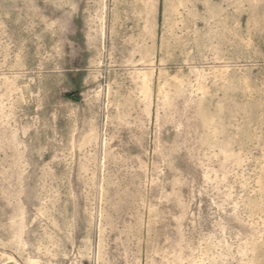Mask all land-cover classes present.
Returning <instances> with one entry per match:
<instances>
[{
  "label": "rangeland",
  "instance_id": "rangeland-1",
  "mask_svg": "<svg viewBox=\"0 0 264 264\" xmlns=\"http://www.w3.org/2000/svg\"><path fill=\"white\" fill-rule=\"evenodd\" d=\"M0 264H264V0H0Z\"/></svg>",
  "mask_w": 264,
  "mask_h": 264
},
{
  "label": "water",
  "instance_id": "water-1",
  "mask_svg": "<svg viewBox=\"0 0 264 264\" xmlns=\"http://www.w3.org/2000/svg\"><path fill=\"white\" fill-rule=\"evenodd\" d=\"M75 98V97H74Z\"/></svg>",
  "mask_w": 264,
  "mask_h": 264
}]
</instances>
